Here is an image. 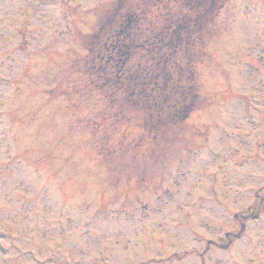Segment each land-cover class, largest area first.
I'll list each match as a JSON object with an SVG mask.
<instances>
[{"label":"rangeland","instance_id":"obj_1","mask_svg":"<svg viewBox=\"0 0 264 264\" xmlns=\"http://www.w3.org/2000/svg\"><path fill=\"white\" fill-rule=\"evenodd\" d=\"M116 1L0 0V264H264V0L198 37L204 104L156 141L89 88Z\"/></svg>","mask_w":264,"mask_h":264},{"label":"trees","instance_id":"obj_2","mask_svg":"<svg viewBox=\"0 0 264 264\" xmlns=\"http://www.w3.org/2000/svg\"><path fill=\"white\" fill-rule=\"evenodd\" d=\"M227 1L118 0L85 43L92 87L155 139L182 129L201 105L194 40Z\"/></svg>","mask_w":264,"mask_h":264}]
</instances>
